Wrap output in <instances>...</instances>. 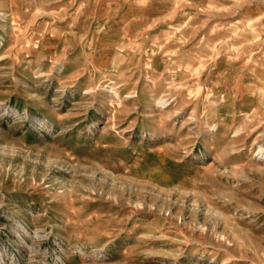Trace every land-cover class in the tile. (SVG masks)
Returning a JSON list of instances; mask_svg holds the SVG:
<instances>
[{"label": "rangeland", "instance_id": "obj_1", "mask_svg": "<svg viewBox=\"0 0 264 264\" xmlns=\"http://www.w3.org/2000/svg\"><path fill=\"white\" fill-rule=\"evenodd\" d=\"M0 264H264V0H0Z\"/></svg>", "mask_w": 264, "mask_h": 264}, {"label": "crops", "instance_id": "obj_2", "mask_svg": "<svg viewBox=\"0 0 264 264\" xmlns=\"http://www.w3.org/2000/svg\"><path fill=\"white\" fill-rule=\"evenodd\" d=\"M113 3V1L112 2H110V3H108V1H107V3H106V5L107 4H112ZM94 22V21H93ZM94 26H95V23H94ZM101 26H99V28H100ZM104 27V26H103ZM102 27V29H100V31L99 32H103L104 33V31H105V27L103 28ZM101 51H108L109 52V55H110V57H108V59H106V66H109V65H111L112 66V64L114 63V60H115V57L117 56V52H118V48L116 47V45H111V46H109V47H101V49H100ZM105 51V52H106Z\"/></svg>", "mask_w": 264, "mask_h": 264}]
</instances>
